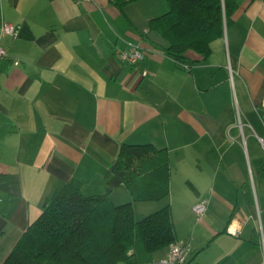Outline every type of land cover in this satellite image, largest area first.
Listing matches in <instances>:
<instances>
[{
  "label": "crops",
  "instance_id": "1",
  "mask_svg": "<svg viewBox=\"0 0 264 264\" xmlns=\"http://www.w3.org/2000/svg\"><path fill=\"white\" fill-rule=\"evenodd\" d=\"M235 1L210 54L177 62L149 30L164 0H0L16 31L1 39L0 264L64 184L102 195L124 144L167 152L169 193L134 202L120 185L115 205L140 219L169 206L186 264H264V0ZM133 46L134 65L120 58ZM167 249L131 252L160 264Z\"/></svg>",
  "mask_w": 264,
  "mask_h": 264
},
{
  "label": "trees",
  "instance_id": "2",
  "mask_svg": "<svg viewBox=\"0 0 264 264\" xmlns=\"http://www.w3.org/2000/svg\"><path fill=\"white\" fill-rule=\"evenodd\" d=\"M138 0H110L122 9ZM166 11L149 22V30L167 41L165 53L181 62L187 50L207 57L210 43L221 37L237 8L235 0H164ZM167 152L151 144L122 145L106 173L105 192L85 195L71 180L47 199L4 264H137L135 242L145 252L176 240L169 206L141 219L132 203L115 205L111 192L123 185L132 201H159L169 193ZM131 252V253H130Z\"/></svg>",
  "mask_w": 264,
  "mask_h": 264
},
{
  "label": "built area",
  "instance_id": "3",
  "mask_svg": "<svg viewBox=\"0 0 264 264\" xmlns=\"http://www.w3.org/2000/svg\"><path fill=\"white\" fill-rule=\"evenodd\" d=\"M75 2H84L87 0H74ZM16 35L15 28L8 22L1 20L0 21V61L5 59L8 54L5 48L1 46V39L4 36H12ZM145 56V52L137 46L131 47L127 51H123L120 53V58L123 61H127L128 63L134 65ZM16 65L17 62L14 61ZM186 67V66H184ZM142 75H147V72H142ZM258 141L261 145L263 154H264V137H258ZM192 212L195 217L198 219L202 217L206 211V203L204 201H200L195 203L192 206ZM189 253V243L185 240L176 239L172 243L168 245L166 256L160 260V264H186L187 255Z\"/></svg>",
  "mask_w": 264,
  "mask_h": 264
},
{
  "label": "rangeland",
  "instance_id": "4",
  "mask_svg": "<svg viewBox=\"0 0 264 264\" xmlns=\"http://www.w3.org/2000/svg\"><path fill=\"white\" fill-rule=\"evenodd\" d=\"M260 153H261V151H260ZM193 215H194V214H193ZM136 219H140L138 214L136 215ZM136 249H137V248H136Z\"/></svg>",
  "mask_w": 264,
  "mask_h": 264
}]
</instances>
